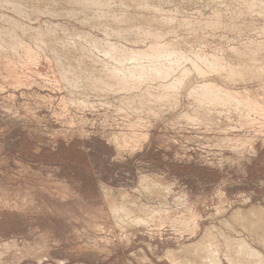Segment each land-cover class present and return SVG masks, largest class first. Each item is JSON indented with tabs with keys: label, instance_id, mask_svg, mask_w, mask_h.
Returning <instances> with one entry per match:
<instances>
[{
	"label": "rangeland",
	"instance_id": "rangeland-1",
	"mask_svg": "<svg viewBox=\"0 0 264 264\" xmlns=\"http://www.w3.org/2000/svg\"><path fill=\"white\" fill-rule=\"evenodd\" d=\"M0 30V264H264V0H0Z\"/></svg>",
	"mask_w": 264,
	"mask_h": 264
},
{
	"label": "bare ground",
	"instance_id": "bare-ground-1",
	"mask_svg": "<svg viewBox=\"0 0 264 264\" xmlns=\"http://www.w3.org/2000/svg\"><path fill=\"white\" fill-rule=\"evenodd\" d=\"M23 1V0H22ZM140 1H143V0H140ZM167 2H168V0H167ZM85 4V3H84ZM166 4V3H165ZM140 5H141V3H140ZM26 6V5H25ZM132 6V5H131ZM142 6V5H141ZM86 7V6H85ZM134 8V7H133ZM146 8V7H145ZM162 8V7H161ZM130 9V8H129ZM150 9H151V7H150ZM137 10V9H136ZM161 10V9H160ZM156 11H157V9H156ZM105 12V11H104ZM160 12V11H159ZM164 12V11H163ZM162 12V13H163ZM162 13H161V15H162ZM97 15V14H96ZM93 16V15H92ZM122 17V16H121ZM4 19V18H3ZM114 19V18H113ZM146 19H148V18H146ZM124 20V19H123ZM135 21H136V19H134ZM182 20V19H181ZM7 21V20H6ZM127 21H128V19H127ZM184 21V20H183ZM187 21V20H186ZM197 21V20H196ZM9 23V22H8ZM154 23V22H153ZM167 23H169V22H167ZM124 25L126 24V23H123ZM164 24V23H163ZM166 24V23H165ZM164 24V25H165ZM17 25V24H16ZM149 25V24H148ZM153 25H155V24H153ZM158 25V24H157ZM161 25V24H160ZM198 25V24H197ZM139 26V25H138ZM163 26V25H162ZM170 26V25H169ZM198 26H200V25H198ZM149 27V26H148ZM159 27V26H158ZM164 27V26H163ZM165 27H166V25H165ZM190 27V26H189ZM173 28V27H172ZM174 29V28H173ZM138 30V29H137ZM174 31V30H173ZM0 32H1V30H0ZM8 32V31H7ZM158 32V31H157ZM159 32H161V30H159ZM172 32V31H171ZM170 32V33H171ZM146 33V32H145ZM162 33V32H161ZM174 33V32H173ZM153 34V33H152ZM161 35V34H160ZM143 36V35H142ZM140 37V36H139ZM156 38V37H155ZM91 39V38H90ZM94 39V38H93ZM127 39V38H126ZM159 39V38H158ZM23 40V39H22ZM101 41V40H100ZM98 43H100V42H98ZM27 44V43H26ZM152 46V45H151ZM154 46V45H153ZM163 47V46H162ZM161 47V48H162ZM165 48H166V46H164ZM169 47H170V45H169ZM172 47V46H171ZM81 48V47H80ZM1 50V49H0ZM119 50V49H118ZM117 50V51H118ZM156 50H158V49H156ZM116 51V52H117ZM173 51V50H172ZM119 52V51H118ZM176 52V51H175ZM139 53V52H138ZM161 53V52H160ZM174 54V53H173ZM116 55V54H115ZM171 55V54H170ZM173 56V55H172ZM144 57V56H143ZM86 58H88V57H86ZM159 59V58H158ZM161 59H163V58H161ZM160 59V60H161ZM154 61V60H153ZM12 64V63H11ZM63 64V63H62ZM140 70V69H139ZM141 70H143V69H141ZM163 70V69H162ZM144 71H145V69H144ZM138 73V72H137ZM140 73H142V72H139V74ZM154 73V72H153ZM151 74V73H150ZM152 75H154V74H151V76ZM160 75V74H159ZM155 76V75H154ZM161 76H162V72H161ZM165 77H166V75H165ZM78 78V77H77ZM180 78V77H179ZM159 79V78H158ZM161 79H163V77L161 78ZM176 79V78H175ZM176 82V81H175ZM176 84H177V82H176ZM177 87H178V85H176ZM201 88V87H200ZM199 88V89H200ZM201 91V90H200ZM200 93V92H199ZM197 95H199V94H197ZM211 95V94H210ZM213 95V94H212ZM198 97H200V96H198ZM213 97H214V95H213ZM221 97H223V96H221ZM226 97V96H225ZM230 97V96H229ZM205 99V98H204ZM211 99V98H210ZM215 99V98H214ZM226 99V98H225ZM205 101V100H204ZM210 102V101H209ZM216 102V101H215ZM211 103H212V101H211ZM214 103V102H213ZM221 103V102H220ZM214 104H216V103H214ZM207 115V114H206ZM241 214V213H240ZM117 215V214H116ZM238 215V214H237ZM236 216V215H235ZM250 216H251V214H250ZM233 217H234V215H233ZM237 218H238V216H236ZM240 217H241V215H240ZM230 218V217H229ZM236 218V219H237ZM235 219V218H234ZM137 222V221H136ZM141 222V221H140ZM224 222V221H223ZM226 224V223H225ZM197 244V243H196ZM196 244H194V246H193V248L196 246ZM191 246V245H190ZM242 248V250L244 249V248H246L245 246L243 247H241ZM240 247H239V249H241ZM248 251H250L248 248H246ZM193 250H195V248L193 249ZM192 250V251H193ZM230 251V250H229ZM229 251H227V252H229ZM191 251L189 250V253H190ZM243 252V251H242ZM247 252V251H246ZM187 253V252H186ZM252 255H255L254 253H252ZM252 255H251V257H252ZM216 256V255H215ZM246 256V255H245ZM228 257H229V255H228ZM247 257V256H246ZM255 257V256H254ZM255 259V258H254ZM257 259V258H256ZM211 260V259H210ZM235 260V259H234ZM262 260V259H261ZM233 261V260H232ZM260 261V260H259ZM234 262V261H233ZM237 262V261H236ZM261 262V261H260Z\"/></svg>",
	"mask_w": 264,
	"mask_h": 264
}]
</instances>
